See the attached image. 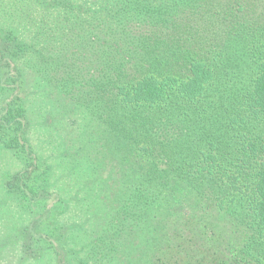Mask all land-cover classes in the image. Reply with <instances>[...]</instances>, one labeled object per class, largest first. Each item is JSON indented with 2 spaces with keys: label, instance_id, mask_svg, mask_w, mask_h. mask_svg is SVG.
I'll return each instance as SVG.
<instances>
[{
  "label": "trees",
  "instance_id": "trees-1",
  "mask_svg": "<svg viewBox=\"0 0 264 264\" xmlns=\"http://www.w3.org/2000/svg\"><path fill=\"white\" fill-rule=\"evenodd\" d=\"M0 144L21 264H264V0H0Z\"/></svg>",
  "mask_w": 264,
  "mask_h": 264
},
{
  "label": "rangeland",
  "instance_id": "rangeland-1",
  "mask_svg": "<svg viewBox=\"0 0 264 264\" xmlns=\"http://www.w3.org/2000/svg\"><path fill=\"white\" fill-rule=\"evenodd\" d=\"M17 166L14 154L0 144V264H21L18 258L19 246L16 244L19 231H16V220L11 212L14 201L4 189L6 175ZM13 245L14 248L10 251ZM48 260L40 261L39 264H50Z\"/></svg>",
  "mask_w": 264,
  "mask_h": 264
}]
</instances>
